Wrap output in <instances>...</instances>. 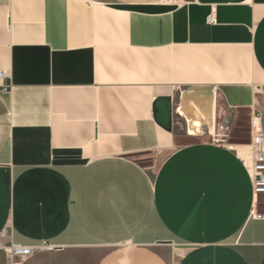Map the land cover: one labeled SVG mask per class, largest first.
Instances as JSON below:
<instances>
[{"label":"crops","instance_id":"obj_1","mask_svg":"<svg viewBox=\"0 0 264 264\" xmlns=\"http://www.w3.org/2000/svg\"><path fill=\"white\" fill-rule=\"evenodd\" d=\"M183 2L0 0V235L56 247L21 264H264L237 143L204 137L264 134V0Z\"/></svg>","mask_w":264,"mask_h":264},{"label":"built area","instance_id":"obj_2","mask_svg":"<svg viewBox=\"0 0 264 264\" xmlns=\"http://www.w3.org/2000/svg\"><path fill=\"white\" fill-rule=\"evenodd\" d=\"M167 2L174 6H182L184 3L183 0H167ZM208 22H215L213 14L208 16ZM9 77L10 73L7 70L0 69V80L3 82L5 88L8 87L5 84V80ZM221 129L224 131L223 126H221ZM247 146L249 147L248 156L242 155L237 148H235L236 154L252 180L255 204L264 205V134L261 124V113L259 111L251 114L250 141L247 143ZM258 217L264 218V214H259ZM3 235L7 237V240L4 242L6 264H21L23 260L30 258L38 252L56 249L55 246L46 241L34 245L15 244L11 241L9 226L2 230L0 236Z\"/></svg>","mask_w":264,"mask_h":264},{"label":"bare ground","instance_id":"obj_3","mask_svg":"<svg viewBox=\"0 0 264 264\" xmlns=\"http://www.w3.org/2000/svg\"><path fill=\"white\" fill-rule=\"evenodd\" d=\"M179 111L187 117L188 130L191 134H204L202 130L203 123L209 119H215L213 100L209 98L196 99L192 97L191 93L183 95ZM234 148H237L242 155L248 156L249 147L247 144H236ZM1 238L7 239L6 235L1 236ZM2 247L4 248V244Z\"/></svg>","mask_w":264,"mask_h":264},{"label":"rangeland","instance_id":"obj_4","mask_svg":"<svg viewBox=\"0 0 264 264\" xmlns=\"http://www.w3.org/2000/svg\"><path fill=\"white\" fill-rule=\"evenodd\" d=\"M250 117L251 115L247 113L238 114L236 118L231 119V128L225 131L217 130L215 134H207L204 137L220 142L247 144L250 141ZM189 140V138H179L178 144H184Z\"/></svg>","mask_w":264,"mask_h":264},{"label":"water","instance_id":"obj_5","mask_svg":"<svg viewBox=\"0 0 264 264\" xmlns=\"http://www.w3.org/2000/svg\"><path fill=\"white\" fill-rule=\"evenodd\" d=\"M182 98H183V97H182ZM181 103H182V100L180 101V104H181ZM168 109H170V108H169V107H167V110H168ZM167 121H168V119H167Z\"/></svg>","mask_w":264,"mask_h":264}]
</instances>
